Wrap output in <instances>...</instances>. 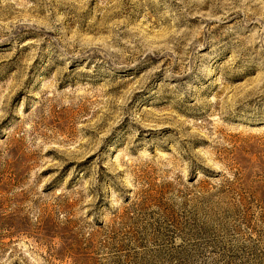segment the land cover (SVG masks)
<instances>
[{
	"label": "rangeland",
	"instance_id": "374dc122",
	"mask_svg": "<svg viewBox=\"0 0 264 264\" xmlns=\"http://www.w3.org/2000/svg\"><path fill=\"white\" fill-rule=\"evenodd\" d=\"M0 264H264V0H0Z\"/></svg>",
	"mask_w": 264,
	"mask_h": 264
}]
</instances>
